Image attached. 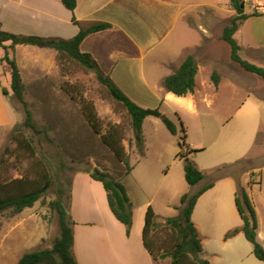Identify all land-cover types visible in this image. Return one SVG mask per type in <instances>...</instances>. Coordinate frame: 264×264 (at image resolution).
I'll return each mask as SVG.
<instances>
[{
    "label": "rangeland",
    "instance_id": "374dc122",
    "mask_svg": "<svg viewBox=\"0 0 264 264\" xmlns=\"http://www.w3.org/2000/svg\"><path fill=\"white\" fill-rule=\"evenodd\" d=\"M205 1H214L212 7L217 13H222V17L212 25L216 35L214 43L207 45L206 50L200 49L199 57L195 58L199 67L196 106L178 108L174 102L164 99L147 100L151 105L147 108H159L175 122L178 133L172 134L160 117L148 116L143 127L144 155L140 154L134 143V130L127 109L98 80L95 71L79 62L65 58L61 67L58 59L59 72H54L41 85H28L25 98L37 127L43 130L40 134L24 125L25 108L7 84L10 92L5 99L6 108L14 107L10 116L15 121L20 120L17 125L32 140L36 154L18 147L17 141L12 139V130L0 156L4 159L0 163V184L23 176L34 178L40 169L39 161L42 160L49 165L54 182L32 207L17 214L11 210L0 213V264H18L24 253L53 246L61 234L60 214L53 203L61 200L71 214L72 184L78 172L91 174L92 170L97 169L116 179L124 175L125 165L103 142L101 135L94 131L85 114V105L94 106L103 132L114 124L124 129V145L130 163L135 166L131 178L144 181L143 194L161 210L157 214L154 236L156 240L165 243L166 249L172 244L173 234L171 226L165 225L166 218L179 214V189L182 186L190 187L184 177L185 160L178 156L180 152L201 149L193 152L196 155L194 163L205 173L201 184L213 180L217 182L225 178L223 174L228 173L239 178L235 183L238 192L244 188L241 187L243 182L247 183L251 179L247 173L254 174V169L257 172L254 178H264V79L233 61L230 45L222 38L224 27L236 15L230 0ZM245 12L249 17L243 21L235 35L241 46L240 55L264 67V14L257 12L248 2ZM197 30L198 26L189 25L186 39L191 40L199 32ZM214 71L223 79V87L219 92H215L216 85L212 80ZM40 86L41 89H38ZM246 103L248 107L237 113V108ZM182 122L186 130L184 147L179 143L185 134ZM256 134V145L251 151ZM7 147L9 151H6ZM258 189L257 185L254 186L255 194L259 192ZM169 203H175V207L169 206ZM233 203L238 218L242 219L235 200ZM197 212L195 218L198 219ZM210 215L219 219L220 212L215 211ZM243 238L244 243L235 241L234 247L239 253L245 254L244 247L252 245L248 239ZM163 252H166L165 249H159L157 254ZM159 263L171 264V258H162Z\"/></svg>",
    "mask_w": 264,
    "mask_h": 264
},
{
    "label": "crops",
    "instance_id": "0c3cea01",
    "mask_svg": "<svg viewBox=\"0 0 264 264\" xmlns=\"http://www.w3.org/2000/svg\"><path fill=\"white\" fill-rule=\"evenodd\" d=\"M213 4L214 1L205 0H77L76 8L70 10L61 0H0V25L5 31L15 34L69 39L76 36L82 27L107 22L111 24L109 28L89 34L80 46L83 52L93 56L105 74L143 107H151L147 100L164 99L174 102L178 108H195L197 76L195 91L184 96L168 91L163 81L189 55L198 58L200 49L206 50L207 45L214 43L216 35L212 25L221 19L222 13H217ZM74 17L79 24L73 21ZM189 25L198 26L199 31L191 40L186 39ZM9 54L20 69L26 86L25 97L29 84L41 85L54 72H59L58 51L54 48L18 44L10 49ZM4 55L5 50L0 46V156L10 132L20 121L10 116L14 107L6 108L8 94L3 93V88L10 92L7 84L11 87V68L2 60ZM222 87L221 78L215 92ZM247 107V103L240 105L237 113ZM257 137L256 134L251 151ZM194 153L190 155L192 160L196 157ZM197 167L200 168L199 165ZM254 170L255 175L247 173L251 179L247 183L244 181L241 187L247 189L255 206L257 238L264 246V178H254L257 175ZM134 173L133 165L132 171L122 176L133 203L130 235H127L125 224L113 214L103 182L85 171L74 176L71 215L76 222L74 252L80 264H157L145 246L143 230L148 207L152 205L157 214L161 210L143 194L144 181L131 178ZM237 179L232 174L219 179L198 199L192 220L202 240L203 257L211 264H264V261L252 257H255L252 243L251 247H244L245 254L235 250V241H245L242 231L225 238L229 231L243 224L233 205L235 200L238 207ZM201 182L193 186L188 183L191 189L182 186L179 197L197 191L209 181ZM256 185L259 188L257 194L253 191ZM200 205H203L201 209ZM169 206L175 207V203H169ZM215 211L220 212L219 219L210 215ZM196 212L198 219L195 218Z\"/></svg>",
    "mask_w": 264,
    "mask_h": 264
},
{
    "label": "trees",
    "instance_id": "16d2710c",
    "mask_svg": "<svg viewBox=\"0 0 264 264\" xmlns=\"http://www.w3.org/2000/svg\"><path fill=\"white\" fill-rule=\"evenodd\" d=\"M63 4L70 10H74L77 6V0H61ZM232 7L236 10V15L232 17L229 25L224 27L222 38L231 48V58L237 62L240 67L251 73L257 74L264 79V67L252 63L244 59L240 55L241 46L238 43L235 34L240 28L243 21L249 17L245 12V0H230ZM73 21L79 24L74 17ZM111 24L107 22H97L89 27H82L79 33L69 39L44 37L40 35H23L15 34L2 29L0 25V46L4 48L5 55L2 58L11 68V89L15 97L23 104L26 111L24 125L34 130L36 134H40L43 130L39 129L33 119V112L29 108V102L25 98L26 86L23 82L20 69L15 58L10 57V49H14L18 44L36 45L39 47L54 48L58 51V59L63 67L62 60L69 58L82 64L89 70L96 72L98 80L104 84L110 91L111 95L120 101L127 109L131 116V125L134 130V143L141 155L145 153V140L143 135L144 121L148 116L160 117L166 127L172 134L178 133L175 122L168 116L163 114L159 108L143 107L130 98L114 81L105 74L99 63L90 53L81 50L82 41L91 33L98 32L109 28ZM9 43V44H7ZM198 64L193 55H189L181 66L171 75L167 76L163 81V86L170 92L179 96L193 93L196 87V76L198 73ZM220 74L217 71L212 73V80L216 86L220 83ZM5 94L8 90L3 88ZM85 114L89 123L97 134H100L103 142L114 152L116 157L125 165L126 171L124 175L129 174L133 165L130 163L129 154L126 151L124 140L125 131L118 125H110L103 132L99 118L92 104L85 105ZM184 138L180 141L182 147L186 146V130L182 122ZM12 139L17 141L18 147L28 150L33 155L36 154V147L31 139H29L22 128L16 125L12 131ZM201 149H191L187 153L180 152L178 156L185 160L184 171L185 179L190 185L200 183L204 177V172L197 167L190 158L191 153ZM9 151V148H6ZM4 159L0 158V163ZM40 169L37 175L32 178L23 176L15 178L0 184V213L11 210L13 214L22 212L25 208L32 207L52 186L54 182L53 175L49 165L45 161H39ZM228 173L223 174L226 176ZM91 176L103 182L107 191L110 208L116 218L126 226V232L129 235L133 225V203L128 195L122 177L116 179L109 173L99 171L98 174ZM215 180L202 185L193 193H184L180 198V206H178L179 214L166 218L165 225L171 226L172 244L168 249L165 243L155 239V231L157 226V213L152 205L148 207L145 227L143 230L144 243L146 248L153 256L155 262L159 263L160 259L171 258V264H211L207 258L203 257V244L199 236L197 228L192 220V215L198 199L201 195L214 186ZM237 206L243 220L240 227H236L226 234V239L235 236L239 232H243L246 238L253 244V252L257 258L264 260V246L257 238L258 219L255 206L250 198L246 188H241L237 192ZM60 214L61 234L56 238L51 248H43L35 251L26 252L19 259L18 264H80L74 252V225L72 215L66 210L64 203L57 200L54 203ZM162 249L166 252L157 254Z\"/></svg>",
    "mask_w": 264,
    "mask_h": 264
},
{
    "label": "built area",
    "instance_id": "2783aa9c",
    "mask_svg": "<svg viewBox=\"0 0 264 264\" xmlns=\"http://www.w3.org/2000/svg\"><path fill=\"white\" fill-rule=\"evenodd\" d=\"M245 2L250 3L257 12L264 14V0H245Z\"/></svg>",
    "mask_w": 264,
    "mask_h": 264
},
{
    "label": "water",
    "instance_id": "95a60500",
    "mask_svg": "<svg viewBox=\"0 0 264 264\" xmlns=\"http://www.w3.org/2000/svg\"><path fill=\"white\" fill-rule=\"evenodd\" d=\"M98 173H99V170H97V169H94V170L91 171V174H93V175H96Z\"/></svg>",
    "mask_w": 264,
    "mask_h": 264
}]
</instances>
